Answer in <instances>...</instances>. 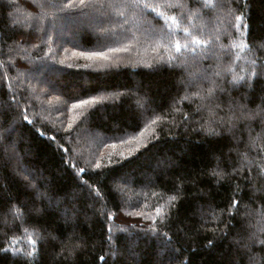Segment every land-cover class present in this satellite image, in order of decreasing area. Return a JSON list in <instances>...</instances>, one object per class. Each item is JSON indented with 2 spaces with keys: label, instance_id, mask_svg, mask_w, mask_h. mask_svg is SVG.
Returning <instances> with one entry per match:
<instances>
[{
  "label": "trees",
  "instance_id": "1",
  "mask_svg": "<svg viewBox=\"0 0 264 264\" xmlns=\"http://www.w3.org/2000/svg\"><path fill=\"white\" fill-rule=\"evenodd\" d=\"M77 1L0 0V264H264V0H125L113 25L132 14L139 25L106 44L87 31L67 40L110 51L100 67L37 43L52 11L65 31L109 8ZM160 30L164 54L152 47ZM31 60L59 72L45 89L28 78ZM56 107L67 113L52 128ZM84 123L112 138L150 130L122 157L96 141V167Z\"/></svg>",
  "mask_w": 264,
  "mask_h": 264
},
{
  "label": "rangeland",
  "instance_id": "2",
  "mask_svg": "<svg viewBox=\"0 0 264 264\" xmlns=\"http://www.w3.org/2000/svg\"><path fill=\"white\" fill-rule=\"evenodd\" d=\"M81 1L82 0H78L77 2H75V7H80L81 6ZM101 1V2H100ZM114 0H96V4L97 5H102L105 4L107 7H109L107 10L105 9L104 12L99 11L100 8H98V6L93 5L92 9L90 10L91 12L89 13L90 15H84L86 18H76V20H71L69 21V23L67 24V27L65 29V31L62 30V26H63V22H64V18L60 15L62 9H58L56 11H52L55 14V16L49 12L48 14H45V18L46 19H52L53 16L54 18L49 21L48 23H41L42 26H38L35 27L34 29V34L38 37L37 43H42L45 42H49V45L52 44V42L56 39V42L60 45L56 46V47H61L59 49V51L62 53L61 57L64 58V60H62L64 63L63 64H75L78 62H81L83 64V62H90L92 65H99L98 67H100V65L105 66V64L113 62L110 61L108 58H104L103 55H106L108 53H110V51H100V50H92L90 48L88 49H77L74 46H72L71 44H68L67 40H71L73 42L76 41L77 39V32H83V31H87L90 34L94 33L95 36L97 38H99L97 40V45L99 44H106L111 38L116 39L117 38V30H123V26L125 28H127L130 24L131 25H139L137 21H135V16L134 14L131 15V17L127 20V17H124L122 20V24H120L118 27H116V25H113L115 23L116 20V10L115 8H117L120 12L121 10H127L128 8V1L122 0L121 2H117L114 3ZM174 3H176L175 1H173ZM87 2H85L86 4ZM113 4V5H112ZM130 7V6H129ZM154 9V11L156 13H158L159 11L157 7H152ZM162 14L164 13L163 11H160ZM62 17V18H61ZM23 19H21L22 21ZM101 20H103L104 24L106 23V27L99 28L98 25L101 22ZM144 22L147 24L146 28H148V30H153L151 28V24L149 22V20L144 18L140 21ZM36 25V23H35ZM213 27L215 31H211L213 33V35L215 36V38H218V34H222L221 33V29L220 26L218 25V23H213ZM111 31V32H110ZM65 32V33H64ZM127 32H130V29L127 30ZM237 35H235V40H230L231 43H235L236 39H238V32H236ZM52 34L55 38L52 37ZM159 37H160V47L157 46H152V47H156L159 48L158 52L160 50H162V46L163 45H167L168 47H170V45L172 44L171 42V38L169 37V35L165 32L160 30V32L158 33ZM46 35L48 36L47 39H45ZM51 36V37H50ZM152 38L154 39V36H152ZM155 40V39H154ZM159 46V44H157ZM219 48V50L221 51L223 49V47L221 45H217L216 48ZM217 48V49H218ZM163 51V50H162ZM28 54V51H26ZM104 52V53H102ZM146 53H148V51L144 52V55H146ZM165 53V51H163V54ZM26 54V55H27ZM143 55V56H144ZM30 57V54L28 55ZM215 57H220V53L217 56L216 54H214ZM39 58V57H38ZM37 58V59H38ZM52 58V57H51ZM41 59V58H39ZM33 60V58H32ZM31 60V68L28 69L26 71V73L28 74L26 76H28L29 79H32L34 81L38 80L40 82V86L42 87V89H45V84L48 83H52V80L54 79L55 76H57V73H59L56 70L53 69H47V73L45 76H42L40 71H36V66L35 63L32 62ZM43 68V67H42ZM109 94V93H108ZM109 96V95H108ZM43 98V97H42ZM100 98H104V96H100ZM87 101H93V98H87ZM42 100L43 106H45L46 108H49L50 103L48 102V100ZM84 100H81L79 102H73L71 103V109H69V116L70 117H74V119H77L79 117H81L83 115V110L88 109V106L91 104H87V105H83L82 107H74V105H81L83 104ZM59 108V109H58ZM56 107L54 110V113H50V115H48V119L46 121H44V123L49 124L50 126L52 125H56L58 124V121H63V116L67 113L64 112V110H60L62 107ZM57 119V120H56ZM87 124H82L80 127H84L82 128V132L81 134L83 135V138L85 139V141H87L88 143L86 145H88V151L86 148V153H88V155L86 154V163L89 164H93V163H99L100 162V158L102 156L104 157H109V158H117L118 156L122 157L123 155L132 152L133 148L139 144H141L143 141H145L146 137H148L149 135V124H147L143 129H141V131L136 134V135H131L128 137L124 136V137H120V138H112L109 137L110 135H108V133L102 132L100 130H96V129H92V128H87ZM52 128H54L52 126ZM141 133H143L141 135ZM101 141L103 146V150H105V152H103L102 156L98 155V151L95 148V144H97L98 141ZM97 141V142H96ZM113 144H115V147H113ZM108 152H110V154H108ZM113 156V157H112ZM98 159V161H96Z\"/></svg>",
  "mask_w": 264,
  "mask_h": 264
},
{
  "label": "snow or ice",
  "instance_id": "3",
  "mask_svg": "<svg viewBox=\"0 0 264 264\" xmlns=\"http://www.w3.org/2000/svg\"><path fill=\"white\" fill-rule=\"evenodd\" d=\"M241 20H242L241 17H237V28H238V29H239V27H240V22H241ZM243 27H244V31L246 32V31H247V25L244 24ZM195 43H196V44H199L200 42H199V41H195ZM244 47H247V45H244ZM176 50H177V52L180 51V45H179V44L176 45ZM89 103H93V101H87V100H86V101H83V104H81V105H74V107H82L83 105H87V104H89ZM157 119H158V118H157ZM152 123H153V124L156 123V120H152ZM69 127H71V125H70ZM142 134H143V133H141V135H142ZM113 147H115V144H113ZM96 167H100V165L97 164ZM81 171H83V169H81ZM158 211H159V210H158Z\"/></svg>",
  "mask_w": 264,
  "mask_h": 264
}]
</instances>
